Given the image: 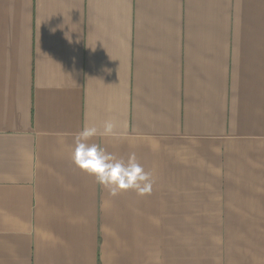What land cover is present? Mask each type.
<instances>
[{"label": "crops", "instance_id": "1", "mask_svg": "<svg viewBox=\"0 0 264 264\" xmlns=\"http://www.w3.org/2000/svg\"><path fill=\"white\" fill-rule=\"evenodd\" d=\"M0 264H264V0H0Z\"/></svg>", "mask_w": 264, "mask_h": 264}, {"label": "clouds", "instance_id": "2", "mask_svg": "<svg viewBox=\"0 0 264 264\" xmlns=\"http://www.w3.org/2000/svg\"><path fill=\"white\" fill-rule=\"evenodd\" d=\"M86 136V133L81 134ZM81 136L77 137V146L74 152V161L81 168L96 176L99 183L111 186L113 192L135 186L138 180L145 178L142 169L138 165L125 167L120 163H110L109 157L96 145L88 146L79 142Z\"/></svg>", "mask_w": 264, "mask_h": 264}]
</instances>
